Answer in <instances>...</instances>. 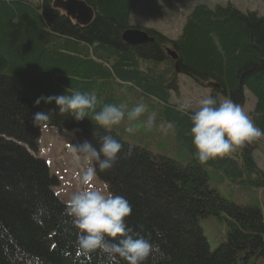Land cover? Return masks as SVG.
<instances>
[{"label": "trees", "instance_id": "16d2710c", "mask_svg": "<svg viewBox=\"0 0 264 264\" xmlns=\"http://www.w3.org/2000/svg\"><path fill=\"white\" fill-rule=\"evenodd\" d=\"M82 1L94 11L88 26L55 8V0H43L40 7L0 0V264H106L100 252L77 254L78 229L54 192L59 181L36 156L41 139L33 124L37 112L50 114L49 128L72 133L74 145L89 141L99 148L102 135L123 145L113 167L105 172L97 167L96 175L132 205L128 226L158 246L145 264H250L251 257H264L261 207L238 206L210 188L213 168L232 182L264 189L255 142L201 164L189 117L171 104L180 92V76L210 89L218 103L224 97L244 107L249 93L255 99L252 120L264 130V16L242 12L231 2L197 3L179 36L171 39L131 24L133 0ZM131 29L155 41L129 46L123 35ZM77 90L128 109L145 103L148 111L138 122L153 111L154 128L172 122L177 149L187 163L131 145L90 117L76 121L60 114L55 102L35 103L42 96ZM210 215L229 227L215 251L200 225Z\"/></svg>", "mask_w": 264, "mask_h": 264}, {"label": "clouds", "instance_id": "9594fccd", "mask_svg": "<svg viewBox=\"0 0 264 264\" xmlns=\"http://www.w3.org/2000/svg\"><path fill=\"white\" fill-rule=\"evenodd\" d=\"M42 100L45 103L55 102L60 114L68 113L76 121L90 117L106 130L127 120L129 126L125 131L129 134L137 131L133 122L140 120L148 111L143 102L128 109L126 104L104 103L94 92L78 90L70 94L42 96L35 103L39 105ZM177 111L189 117L195 157L201 164L230 155L246 142L264 137V130L257 127L244 109L231 99L218 103L214 97L208 96L201 98L195 106L181 103ZM156 118L157 113L153 111L144 121L149 130L156 126ZM50 120V114L43 112L33 116V124L38 128L46 127ZM159 127L164 134L175 131L172 122ZM99 144V148L89 141L69 146L74 166H80L81 161L89 165L77 176L83 188L71 194L65 207V215L71 217L74 227L78 229L75 242L77 254L89 256L100 252L106 256V264H121V261L126 264H145L159 248L128 226L126 218L132 213L130 202L123 196L110 192L106 194L105 190L91 184L97 174V167L100 172L113 167L123 145L111 135L100 136ZM128 155H131V148Z\"/></svg>", "mask_w": 264, "mask_h": 264}, {"label": "rangeland", "instance_id": "374dc122", "mask_svg": "<svg viewBox=\"0 0 264 264\" xmlns=\"http://www.w3.org/2000/svg\"><path fill=\"white\" fill-rule=\"evenodd\" d=\"M35 7H40L43 0H23ZM206 3L210 7L218 4L231 2L242 12H255L264 16V1L262 0H133L134 15L131 24L136 27L153 29L164 34L171 39L179 36L188 12L197 3ZM167 10L171 14H163ZM176 14V15H173ZM172 18V19H170ZM180 92L173 95L171 104L190 103L197 105L201 98L211 96V90L198 86L194 81L186 76L179 78ZM220 102L225 100L219 97ZM252 119V113L255 108V99L247 93L246 104L242 107ZM143 119L137 121L135 127L137 131L129 134L125 131L128 125L123 121L120 125L114 126L110 131L116 132L121 138L134 146H141L151 151L154 155H164L171 159L187 163L185 156L177 149L174 131L164 134L160 128L149 130ZM166 125V124H165ZM41 139L37 156L43 159L48 167L52 177H56L59 185L54 189L55 194L61 201L67 203L71 194L83 188L79 183L77 176L83 169L89 165L81 161L80 166H74L73 155L70 151V145H74V135L65 130H53L41 127ZM255 142V159L262 169H264V137ZM93 166V165H92ZM210 188L218 190L221 195L238 206L255 207L260 206L264 212V189H256L248 185L232 182L226 178L223 172L210 168ZM95 188L105 190L106 194L110 192L107 186L95 176L91 182ZM111 193V192H110ZM222 218H225L222 215ZM200 225L204 235L207 238L211 251H215L227 239L228 224L224 219L217 216H206L200 220ZM250 264H264V257H251Z\"/></svg>", "mask_w": 264, "mask_h": 264}, {"label": "water", "instance_id": "95a60500", "mask_svg": "<svg viewBox=\"0 0 264 264\" xmlns=\"http://www.w3.org/2000/svg\"><path fill=\"white\" fill-rule=\"evenodd\" d=\"M54 6L63 10L67 17L71 18L79 26H88L93 21V9L82 0H55ZM123 41L129 46L136 47L153 43L155 39L150 37L145 31L131 29L124 33ZM167 52L169 56L177 60V55L174 51L168 49ZM244 146L249 147L250 143L246 142Z\"/></svg>", "mask_w": 264, "mask_h": 264}, {"label": "bare ground", "instance_id": "6f19581e", "mask_svg": "<svg viewBox=\"0 0 264 264\" xmlns=\"http://www.w3.org/2000/svg\"><path fill=\"white\" fill-rule=\"evenodd\" d=\"M177 38V37H176ZM124 42V41H123ZM218 86V85H217ZM220 88V87H219ZM148 98V97H147ZM150 100V99H149ZM260 168V167H259ZM208 172V171H207Z\"/></svg>", "mask_w": 264, "mask_h": 264}]
</instances>
